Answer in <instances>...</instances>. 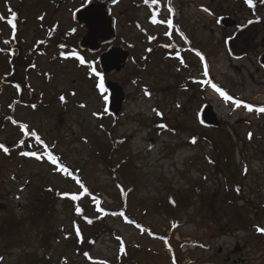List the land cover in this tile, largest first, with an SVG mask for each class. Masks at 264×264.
Listing matches in <instances>:
<instances>
[{"label":"rangeland","instance_id":"1","mask_svg":"<svg viewBox=\"0 0 264 264\" xmlns=\"http://www.w3.org/2000/svg\"><path fill=\"white\" fill-rule=\"evenodd\" d=\"M77 1L62 0L57 13L45 15L59 19L60 35L74 28L67 18ZM256 1L172 0L180 29L168 34L163 27L167 10L162 8L158 22H152L155 2L120 0L113 12L119 17L115 44L131 54L120 72L104 77L96 73L98 52L55 68L36 59L38 67L55 69L56 94L76 92L62 123L60 111L45 109L50 100L46 95L40 96L39 105H14V90L25 83V66L17 65L11 74L4 43L13 34L0 19V78L11 75V84L0 94L1 110L10 116L0 125V145L11 143L7 151L0 148V264H264V232L257 231L264 228V113L256 111L264 106V69L259 64L264 0ZM51 5L47 0H0V17L17 11V24L31 22ZM222 16L237 20L241 28L248 26L243 37L248 53L228 51L236 30L219 26ZM15 30L22 52L47 33L23 26ZM178 31L186 36L184 48ZM49 32L55 36L54 30ZM170 41L178 51L170 49ZM27 75L37 99L48 92L34 70ZM101 80L103 85L115 81L124 90L116 117L105 110L107 92L100 88ZM213 84L243 103L237 107L226 101ZM27 96L25 103L30 102ZM204 103L221 121L219 128L198 123ZM23 127L37 132L53 156H61L64 166L80 177L71 174L68 179L66 169L41 152L31 131L25 138ZM112 136L125 141L114 154ZM52 137L58 138L57 145H50ZM48 187L54 190L45 192ZM236 187L249 202L241 201ZM56 191L65 196L54 202L50 215L43 214V204L50 206L40 194ZM92 195L109 211L124 208L141 228L120 213L96 221ZM95 234L96 242L86 244L85 238Z\"/></svg>","mask_w":264,"mask_h":264},{"label":"flooded vegetation","instance_id":"2","mask_svg":"<svg viewBox=\"0 0 264 264\" xmlns=\"http://www.w3.org/2000/svg\"><path fill=\"white\" fill-rule=\"evenodd\" d=\"M66 1L67 2H65V3H69V0H66ZM86 1L87 0H79V1H77V4L73 3L75 6H73L71 10H68L69 16H68L67 20H68V23L71 26H73L74 28H72V29L70 28L69 32L61 33L62 35L59 34V30H62L59 19H55L54 16H48V17L45 16V15H50L52 13H57L58 8L62 4V0H47L48 5L49 4H52V5L44 8V11H42L44 13L43 17L33 18L31 20V22H24L25 21V19H24V21H22V23H18L16 25L17 30H18V27L20 28V26L21 27L23 26L25 29H26V27L27 28L30 27V28L34 29V31L36 28H38L39 30L44 29L45 31H47V33L43 37H40L38 42L36 44H33L31 48H28V50L26 52H24V51L22 52V49L19 46L20 42L15 39V38L19 39V34L17 32H16L17 34L15 33L16 35L14 34L11 36V41H10L11 45L10 46H8V45L6 46V43L9 41L4 43V45L6 46L5 52H7L9 57L13 56V58H9V60L7 59L8 64L11 61H16L17 63H21V62L25 63L26 76L24 75V78H25L24 85H26L27 88H25L22 91L21 88L17 89V86L12 83L11 86L13 87V90H14V88L19 90V91L14 90V92H15V96L13 98L14 105H16V102L19 105H30V106H35L38 104V102L42 104L43 100L40 96L46 95L47 97L50 98V100L45 102V106H44L45 109H53V110H51L53 113L60 111L59 122H60V120H61V123L63 121H65L66 113H67L68 109L71 108V102H69V100H72V97L76 93V92H74L75 90H72V92L60 91L59 93L56 94L55 89H57V88L54 86V83L56 82L55 80H56L57 73L55 72V69L49 70V68H48V70H45L41 66L38 67L37 63H35V62H36V59L38 57L40 61L46 60L47 63L49 64V66L52 65V67L55 68V66H58V63H61L62 61H70V60L72 61V60L80 59V58L83 59L85 55L86 56H88V55L94 56L96 54V53L90 52L88 49H80V47L78 46L79 40L86 33V28L82 27L80 25V23H78L74 20V12L78 8L82 7L86 3ZM236 1H238V0H236ZM119 3H120V1L117 4L110 6L111 16L113 17L114 23H115V30L117 28V22L119 20L117 18H119V17L116 18L115 16H113V12L115 11V7ZM252 3H257V1L252 0ZM53 4H55L56 6H54ZM137 4H139V3H137ZM51 7H52V12L48 11V9H50ZM121 15L122 14H120V16ZM225 17H229V16H225ZM219 19L220 18H218V20H217V24H219ZM6 25H7L8 29H10L12 32L13 27L7 23H6ZM247 28H248V26L241 28L238 21L232 28H228V29L236 30V32L233 31L232 39L228 43L231 46V49H229L228 51L231 50L237 55H244L245 53H248L250 51V49L248 48L249 43H247V40L243 39V37L246 34H248ZM50 29L55 31V36H57V34H58L57 40H54L55 36L51 35V33L49 32ZM77 29L79 32L77 31ZM27 30H29V29H27ZM80 31H82V32H80ZM59 35H60V37H59ZM33 36L35 37L34 34L32 35V37ZM60 38L65 40V42L64 41L61 42ZM117 38H118V36L116 34L114 42L112 44L100 45V52H103L110 47H118V46H123L125 49H127L123 44H118V45L115 44V41ZM180 43H182L183 48H184V46L188 45V43H187V45H185V41L182 38L180 39ZM25 44H29V43H25ZM1 45L2 44H0V55L2 54V52H4L2 50L3 48ZM169 46H170V49H172L173 51L174 50L178 51V46L176 44H173L171 41L169 42ZM228 54L231 55L230 53H228ZM96 55L98 58L99 53H97ZM197 55H199L198 58H201L200 56H202V53L200 51H198ZM262 55H264V50L259 55V64H260V57ZM174 57L178 58V53L177 54L175 53ZM204 62L206 63V60H204ZM81 63L82 62L80 60L79 61L80 65H82L84 63V61L82 64ZM97 68H98V64H97ZM33 70L43 80V82L46 85V88L49 89L48 92L39 93L38 99L36 98L37 97L36 93L29 91V89H31V88L29 86L30 85L29 81L27 80V76H28L27 73L29 71H33ZM10 72H11V70H10ZM9 77H11V75H8V79H9L10 83L6 84V81H5L3 84V87L11 84V79ZM49 85H50V87H49ZM26 94H30L29 97L27 96L28 99H30V102H28V103H25L26 102V100H25ZM55 94H56V98H55ZM62 97H63V99H62ZM35 98H36V101L31 100V99H35ZM8 107L10 108V105H8ZM9 119H10V116H9ZM54 140H56L58 142V138H55V137H52L50 142L52 143V141H54Z\"/></svg>","mask_w":264,"mask_h":264},{"label":"water","instance_id":"3","mask_svg":"<svg viewBox=\"0 0 264 264\" xmlns=\"http://www.w3.org/2000/svg\"><path fill=\"white\" fill-rule=\"evenodd\" d=\"M118 0H88L86 4L74 12V20L87 28L86 34L79 41L78 46L81 49H88L91 52H98L100 45L110 44L115 39L114 20L110 16V6L116 4ZM236 22L229 17H223L219 20V25L225 28H231ZM129 53L123 46L110 47L99 55L98 62L103 73L111 71L119 72L128 61ZM264 67V55L260 58ZM5 79L0 81L1 84ZM108 92L107 111L112 116H117L122 110L125 99L122 87L116 82H107L105 84ZM200 125L207 128H218L220 122L212 110L211 105L205 104L197 114ZM153 140L149 141V148H152ZM3 147L9 148V143H4Z\"/></svg>","mask_w":264,"mask_h":264},{"label":"trees","instance_id":"4","mask_svg":"<svg viewBox=\"0 0 264 264\" xmlns=\"http://www.w3.org/2000/svg\"><path fill=\"white\" fill-rule=\"evenodd\" d=\"M148 4H150V2L148 3ZM13 13L15 14L14 16H13ZM155 11L154 10H152V12H151V14H153V15H155ZM2 17V16H1ZM18 18V12L17 11H14V12H11V13H9L6 17H3V21L5 22V23H7V24H9L10 26H12L13 27V30H12V34L14 35V33L16 32V30H15V28H16V25H17V19ZM9 21H12V23H9ZM170 27V26H169ZM103 90H104V86H103ZM1 105H0V125H2V123L4 122V120H5V118H6V115H4V113L2 112V110H1ZM27 137V136H26ZM28 138V137H27ZM124 138H116V137H114V136H112L111 137V143H112V150H111V153L112 154H114V152H118V149L124 144ZM53 144H56V142H53ZM43 146H45L44 144H43ZM53 154V153H52ZM54 155V154H53ZM221 156V155H220ZM56 157V156H55ZM59 161H60V163L61 164H64V162L62 161V158H61V156H59V157H56ZM217 162H218V166H219V164H220V162H219V157H218V160L216 161V164H217ZM217 166V165H216ZM66 167H67V172H66V175H67V178L69 179L70 177L68 176V174L69 173H74L75 175H76V178L78 177H80V175H79V173L76 171V170H74V169H72L71 167H69L68 165H66ZM71 179V178H70ZM239 187H236V189H235V193H236V195H238L242 200L241 201H245V202H249V200H248V198H246L245 196H243L242 195V193H241V190H240V192H239ZM51 190H54V189H52L51 187H48V188H45V192H47V191H51ZM57 193V194H56ZM56 193L55 194H51V195H46V196H42L41 194H40V192H39V194H40V198H41V200L43 201V200H46V201H48L49 203H48V205L50 206V208H48V207H46L45 206V204H43V214L45 213V214H49L50 215V210H52L53 208H54V202L55 201H57L58 199H60V198H63L64 196H65V194L64 193H62L61 194V192L60 191H56ZM95 193V192H94ZM96 194V193H95ZM93 196V198L95 197V196H97V195H92ZM69 198L70 199H73L72 198V196H69ZM78 198V197H77ZM244 199V200H243ZM75 202H78L77 201V199H73ZM94 200V202H93V205H94V207H95V211L97 212L96 213V216H95V218H96V221H99V222H101L104 218H103V216H105V215H108L109 213H113V214H117V213H120L121 214V216H123V218H124V220L126 221V222H128V223H132V224H135V225H137L138 227H140L139 226V224L135 221V218H133V217H131V216H128L127 214H126V212H125V210H124V208H119V210L116 212V211H109V210H107L106 208H104L103 206H102V203H101V200H100V198L99 197H95V199H93ZM232 205H234L233 203H232ZM264 206V205H263ZM235 205H234V209H235ZM47 208V209H46ZM236 213H239V212H237L236 211ZM240 214V213H239ZM241 215V214H240ZM241 218V217H240ZM244 218V217H243ZM242 221H243V219H242ZM141 228V227H140ZM100 233H102V231L100 232ZM90 237V236H89ZM99 236L97 235V234H95V235H92L89 239L88 238H85V242H86V244H88V245H90V246H92L95 242H96V240H97V238H98ZM161 237H164V236H161ZM169 238H171L170 236H169ZM168 237H164V239L165 240H168L169 239ZM88 239V240H87ZM81 241L80 242H82L83 241V239H80ZM122 250H123V247H122ZM171 250H172V252L174 253V255H175V259L177 258V254H176V250H175V247L173 246H171ZM84 256L85 257H88V259H89V257H90V254L89 253H84ZM46 257H48L47 255H46ZM87 259V258H86ZM128 263V262H127ZM177 263V261L175 260V264ZM123 264H126V262H124Z\"/></svg>","mask_w":264,"mask_h":264},{"label":"snow or ice","instance_id":"5","mask_svg":"<svg viewBox=\"0 0 264 264\" xmlns=\"http://www.w3.org/2000/svg\"><path fill=\"white\" fill-rule=\"evenodd\" d=\"M145 2L147 3L148 0H145ZM152 2H155V0H152ZM246 3H248L249 5L252 4V0H246ZM15 14L13 13V16ZM0 19H3V17H0ZM153 19V22H156L155 20V16L152 17ZM9 23H12V21H9ZM170 23V21H169ZM249 23H251V21H249ZM203 59V57H201ZM83 63V61H81ZM100 88L103 90V82L101 80V84L99 85ZM212 87L217 91L219 92V94L226 100V101H229V100H232L234 102V104L239 107L243 102L240 101V100H234L233 97L229 96L225 91H223L222 89H220L218 86H216L215 84L212 85ZM147 94V93H146ZM63 99V97H62ZM105 100H107V97H104ZM244 107H246L249 111H252L253 110V106L251 104H244ZM256 111L260 112V113H264V106L262 107H259L256 109ZM158 115H160V113H157ZM163 127V125L161 126ZM33 135H35L33 133ZM251 135V134H250ZM0 148H3V145H0ZM5 151H7V149H5ZM23 155H35V153H23ZM53 162H55V160H53ZM73 199H76L77 197L76 196H73L72 197ZM77 211H79V209H77ZM257 231L258 232H264V228H257Z\"/></svg>","mask_w":264,"mask_h":264}]
</instances>
